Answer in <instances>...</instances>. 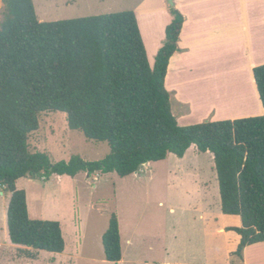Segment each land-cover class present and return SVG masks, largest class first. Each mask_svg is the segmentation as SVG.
Returning a JSON list of instances; mask_svg holds the SVG:
<instances>
[{
    "label": "trees",
    "instance_id": "trees-1",
    "mask_svg": "<svg viewBox=\"0 0 264 264\" xmlns=\"http://www.w3.org/2000/svg\"><path fill=\"white\" fill-rule=\"evenodd\" d=\"M0 23V187L9 193L6 225L11 243L22 252H63L65 240L57 220L31 218L27 195L17 187L28 176H75L83 171L127 176L173 153L182 157L191 145L213 154L221 210L237 215L229 227L239 236L233 252L264 242V112L235 119L180 125L165 86L170 57L178 50L184 22L173 16L153 66L133 10L40 20L33 0H2ZM264 109V64L253 68ZM60 111L70 129L105 141L109 153L100 160L72 155L50 163L46 153L31 151L30 134L42 112ZM107 261L122 258L119 219L115 212L102 235Z\"/></svg>",
    "mask_w": 264,
    "mask_h": 264
},
{
    "label": "rangeland",
    "instance_id": "rangeland-1",
    "mask_svg": "<svg viewBox=\"0 0 264 264\" xmlns=\"http://www.w3.org/2000/svg\"><path fill=\"white\" fill-rule=\"evenodd\" d=\"M137 1L122 0L118 3L125 7H119L112 0L68 4L66 0H33L38 18L44 21L133 10ZM4 11L0 0V23ZM138 23L150 62L153 23L144 17ZM202 58L200 73L187 71V84L181 89L182 96L194 101L196 116L208 115V104L198 101L202 97L199 83L206 82L200 78L222 71L214 58ZM175 96L172 93L171 108L178 115L176 103L181 100ZM38 118L39 128L29 136L30 150L46 153L50 163L68 161L74 154L100 160L109 153L107 142L70 129L64 112H42ZM16 185L26 191L31 218L60 222L66 245L63 252L31 250L35 258L26 257L22 250L28 247L9 240L6 211L10 194L0 187V264H264V242L247 248L243 260L229 259L231 237L236 234L219 229L226 223L240 224V218L222 213L213 154L196 145L182 157L170 153L127 176L116 172L89 176L81 171L75 176L51 174L47 180L25 176ZM112 212L120 223L122 259L118 262L105 259L101 240Z\"/></svg>",
    "mask_w": 264,
    "mask_h": 264
},
{
    "label": "crops",
    "instance_id": "crops-1",
    "mask_svg": "<svg viewBox=\"0 0 264 264\" xmlns=\"http://www.w3.org/2000/svg\"><path fill=\"white\" fill-rule=\"evenodd\" d=\"M74 1L76 0H66L65 3ZM121 1L112 0V5H119L118 2ZM173 6L182 13L184 22L179 35L178 50L169 60L165 86L171 94L174 93L175 97L181 100L176 103L181 108L178 115H175L178 123L189 125L207 121L210 120L209 115H213L211 120H221L263 114L253 68L264 64V0H174ZM119 7L125 6L120 4ZM132 8L138 21L140 17H144L153 23L150 38V65L153 66L155 55L165 40V28L173 18L171 5L167 0H138ZM202 56L207 60H217V66L220 68L222 65V71L220 74L209 72L205 78H200L206 82L199 83L202 97L198 101L208 104V115L196 116L193 115L194 101L190 97L182 96L181 89L187 84V71L200 73ZM215 75H218L217 78L212 80ZM171 210L173 211V208ZM240 224L226 223L219 229L223 233L236 234L231 237L233 246L228 249L231 261L236 256L233 252L240 236L229 227H237ZM131 242L128 238L127 243ZM251 245L244 248L242 260Z\"/></svg>",
    "mask_w": 264,
    "mask_h": 264
},
{
    "label": "water",
    "instance_id": "water-1",
    "mask_svg": "<svg viewBox=\"0 0 264 264\" xmlns=\"http://www.w3.org/2000/svg\"><path fill=\"white\" fill-rule=\"evenodd\" d=\"M167 2L169 3V5H171V6H173L174 5V0H167ZM0 193H2L1 191H0Z\"/></svg>",
    "mask_w": 264,
    "mask_h": 264
}]
</instances>
